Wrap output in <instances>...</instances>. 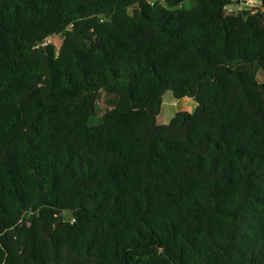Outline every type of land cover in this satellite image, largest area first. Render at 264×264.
<instances>
[{
    "label": "trees",
    "instance_id": "16d2710c",
    "mask_svg": "<svg viewBox=\"0 0 264 264\" xmlns=\"http://www.w3.org/2000/svg\"><path fill=\"white\" fill-rule=\"evenodd\" d=\"M237 1L0 0V264H264V11ZM168 92L196 108L161 124Z\"/></svg>",
    "mask_w": 264,
    "mask_h": 264
},
{
    "label": "rangeland",
    "instance_id": "374dc122",
    "mask_svg": "<svg viewBox=\"0 0 264 264\" xmlns=\"http://www.w3.org/2000/svg\"><path fill=\"white\" fill-rule=\"evenodd\" d=\"M192 2L188 1L185 4V7H191ZM247 11L252 12H263L264 9L262 8L261 3L258 0H239L234 5L230 6L227 9V12L232 15H242L243 13ZM63 37L62 36H54L47 40V43H51L56 46L57 49H59L62 45ZM240 69L242 72L249 75L250 78H253L257 80L259 83H264V72L260 68V66L256 64L251 65H242L240 66ZM175 98L171 92H168L165 95V98L168 100V98ZM164 98V99H165ZM176 103H164L163 110L159 118V123L161 124H168L170 122V117L167 113V111L170 109L172 114H175V112L179 111H188L192 112L196 107V102L194 100H187V102H184V99H177ZM165 101V100H164ZM114 100L111 97H108L106 95H102L101 99L99 101V110H100V116H102L108 109H110L113 106ZM183 108L181 109L180 107ZM65 217L68 220H71V214L66 213Z\"/></svg>",
    "mask_w": 264,
    "mask_h": 264
},
{
    "label": "crops",
    "instance_id": "0c3cea01",
    "mask_svg": "<svg viewBox=\"0 0 264 264\" xmlns=\"http://www.w3.org/2000/svg\"><path fill=\"white\" fill-rule=\"evenodd\" d=\"M165 101H164V103H168L169 102V104H171V103H176L177 101H179V100H177L176 98H168V100L165 98L164 99ZM187 100H189V102H191L190 100H192V99H190V98H184V102H187ZM181 109L183 108V106L182 107H180ZM196 108V107H195ZM182 111V110H181ZM181 111H179V112H181ZM178 113V111L177 112H175V114H172V112H171V110L169 109L168 111H167V113L166 114H168L169 115V117H170V119L172 120L175 116H176V114ZM171 120H170V122H171ZM169 122V123H170ZM168 123V124H169Z\"/></svg>",
    "mask_w": 264,
    "mask_h": 264
},
{
    "label": "water",
    "instance_id": "95a60500",
    "mask_svg": "<svg viewBox=\"0 0 264 264\" xmlns=\"http://www.w3.org/2000/svg\"><path fill=\"white\" fill-rule=\"evenodd\" d=\"M261 3V0H258Z\"/></svg>",
    "mask_w": 264,
    "mask_h": 264
}]
</instances>
